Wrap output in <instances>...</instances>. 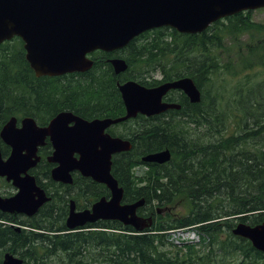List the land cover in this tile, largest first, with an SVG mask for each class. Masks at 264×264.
Listing matches in <instances>:
<instances>
[{
    "label": "trees",
    "instance_id": "1",
    "mask_svg": "<svg viewBox=\"0 0 264 264\" xmlns=\"http://www.w3.org/2000/svg\"><path fill=\"white\" fill-rule=\"evenodd\" d=\"M245 35L250 41L242 43ZM226 40L237 50L233 55ZM91 57L95 63L86 73L38 78L20 38L0 45V133L12 117L19 122L31 117L39 126L65 111L89 121L118 119L126 114L118 84L135 80L153 88L192 78L202 93L200 103L174 95L170 101L180 110L152 119L140 116L108 130L133 144L130 152L113 157L112 174L124 189V203L145 200L138 214L152 217L153 226L139 234L118 221L100 220L70 232L71 200L87 209L109 198L110 191L78 173L72 185L54 182L48 141L31 174L51 200L31 218L0 211V264L7 252L24 264H264L262 252L233 235L239 223H264V24L248 12L198 34L160 28L122 50L96 51ZM111 58L124 59L128 70L116 75ZM226 76L238 83L228 87ZM119 126L126 131L116 132ZM0 149L4 158L10 155L1 137ZM164 150L172 154L169 163L142 162ZM137 167L144 173L137 175ZM0 183V195L14 194L12 184L1 178ZM177 205L182 212H170ZM188 227L198 230L200 245L169 241V231Z\"/></svg>",
    "mask_w": 264,
    "mask_h": 264
},
{
    "label": "water",
    "instance_id": "2",
    "mask_svg": "<svg viewBox=\"0 0 264 264\" xmlns=\"http://www.w3.org/2000/svg\"><path fill=\"white\" fill-rule=\"evenodd\" d=\"M260 9H264V0H0V45L20 38L35 75L59 77L90 71L95 63L92 53L122 50L148 31L170 28L181 34H198L219 20ZM109 63L116 75L128 70L122 58L110 59ZM118 87L126 109V115L118 119L88 121L65 111L45 127L31 117L20 123L16 117L8 120L0 137L11 152L4 158L0 149V178L11 183L15 193L9 197L0 195L1 212L31 218L51 200L30 173L41 162L39 148L49 139L53 153L48 161L55 165L51 171L54 182L72 185L73 175L78 173L110 191L109 198L84 210H77L71 200L66 220L69 231L100 220L118 221L137 233L152 228L153 218L138 214L145 200L124 203V189L112 174L113 157L130 152L133 145L106 131L138 115L152 117L180 110L179 104L163 101L171 90L183 92L192 104L200 103L202 94L190 77L154 88L135 80ZM171 159L170 150H164L146 155L142 162L163 165ZM233 235L250 241L264 254V223H239ZM2 264H24V260L7 252Z\"/></svg>",
    "mask_w": 264,
    "mask_h": 264
},
{
    "label": "rangeland",
    "instance_id": "3",
    "mask_svg": "<svg viewBox=\"0 0 264 264\" xmlns=\"http://www.w3.org/2000/svg\"><path fill=\"white\" fill-rule=\"evenodd\" d=\"M250 16H251V18H252V20L255 22V23H258V24H264V9H260V10H256V11H252V12H250ZM240 41L242 42V43H246V42H249L250 41V38H249V36L248 35H245V36H243V37H241L240 38ZM225 45H226V48H228L229 49V51H231V49H233V44L231 43V41L230 40H226V43H225ZM234 51H232V55L234 54V53H236L237 52V50L236 49H233ZM233 58V57H232ZM223 59H224V61H227V56L226 55H224V57H223ZM236 67H237V64H236ZM227 77V86L229 87V86H233L234 84H237L238 83V81H237V79H235V78H232L231 76H226ZM252 77H254V78H252L253 80H255V81H257V80H259V79H255V76L253 75V72H252ZM232 130V129H231ZM232 133V131H229V133L228 134H231ZM144 171H145V168H138V169H135V173H137V175H141V174H143L144 173ZM1 179H3V178H1ZM0 187H2V184L0 183ZM14 193H15V189H14ZM2 196H4L3 194H1ZM162 209V208H161ZM173 211H170V212H173L174 214H177V213H181L182 211H181V209H182V207H181V205H177V206H174L173 208Z\"/></svg>",
    "mask_w": 264,
    "mask_h": 264
},
{
    "label": "built area",
    "instance_id": "4",
    "mask_svg": "<svg viewBox=\"0 0 264 264\" xmlns=\"http://www.w3.org/2000/svg\"><path fill=\"white\" fill-rule=\"evenodd\" d=\"M170 240L177 245L183 243L196 244L199 242V236L194 228H185L170 232Z\"/></svg>",
    "mask_w": 264,
    "mask_h": 264
},
{
    "label": "flooded vegetation",
    "instance_id": "5",
    "mask_svg": "<svg viewBox=\"0 0 264 264\" xmlns=\"http://www.w3.org/2000/svg\"><path fill=\"white\" fill-rule=\"evenodd\" d=\"M246 14V13H245ZM102 52V51H101ZM117 52V51H116ZM104 53H106V52H104ZM114 53V52H113ZM108 54H111V53H108ZM111 59H114V58H111ZM127 81H129V80H127ZM126 82V81H125ZM124 83V82H123ZM159 86V85H158ZM146 87V86H145ZM157 87V86H156ZM149 88V87H148ZM154 88V87H153ZM182 95V94H184L183 92H181V91H178V90H171L170 92H168L167 93V95L164 97V99H163V101L165 102V103H176V104H179L178 102H173V101H170V99H171V96H174V95ZM185 95V94H184ZM186 96V95H185ZM187 97V96H186ZM180 105V104H179ZM181 106V105H180ZM169 111H173V110H169ZM169 111H167V112H169ZM167 112H165V113H167ZM165 113H163V114H165ZM163 114H160V115H156V116H152V117H147V116H143V115H138L136 118H138V117H140V116H143V117H145V118H147V119H152V118H155V117H160V116H162ZM136 118H134V119H130V120H135ZM100 119V118H99ZM89 121V120H88ZM129 120H127V121H125V122H128ZM20 123V122H19ZM122 123H124V122H122ZM119 124H121V123H119ZM119 124H116V125H112L111 127H109L108 129H107V133H109L108 132V130L110 129V128H112V127H114V126H117V125H119ZM48 126V125H47ZM41 127H45V126H41ZM126 129H127V127L125 128V127H123V126H119L118 128H117V130H116V132H125L126 131ZM110 134V133H109ZM111 135V134H110ZM112 136V135H111ZM114 137V136H113ZM120 138V137H119ZM123 139V138H122ZM127 140V139H126ZM48 141L50 142V140L49 139H47V142H46V144L48 143ZM50 144H51V142H50ZM46 146V145H45ZM52 146V145H51ZM44 147V146H43ZM42 147H40L39 148V152H40V149H41ZM52 149H53V147H52ZM11 150V149H10ZM39 152H38V154H39ZM53 153V152H52ZM52 155V154H51ZM50 155V156H51ZM40 156V155H39ZM49 156V157H50ZM41 157V156H40ZM48 157V158H49ZM143 159V158H142ZM49 162V161H48ZM50 163V162H49ZM144 163V162H143ZM52 164V163H51ZM148 164V163H147ZM54 165V164H53ZM151 165H156V164H151ZM54 167H55V165H54ZM53 167V168H54ZM35 169V168H34ZM33 170V169H32ZM30 173H31V171H30ZM33 175V174H32ZM51 197V196H50ZM77 207V206H76ZM77 210H81V209H78L77 208ZM82 210H84V209H82Z\"/></svg>",
    "mask_w": 264,
    "mask_h": 264
},
{
    "label": "bare ground",
    "instance_id": "6",
    "mask_svg": "<svg viewBox=\"0 0 264 264\" xmlns=\"http://www.w3.org/2000/svg\"><path fill=\"white\" fill-rule=\"evenodd\" d=\"M202 94V93H201ZM132 143V142H131ZM133 145V144H132ZM76 231V230H75ZM70 232H73V231H70ZM136 232V231H135ZM137 233V232H136ZM139 234H141V233H139Z\"/></svg>",
    "mask_w": 264,
    "mask_h": 264
}]
</instances>
